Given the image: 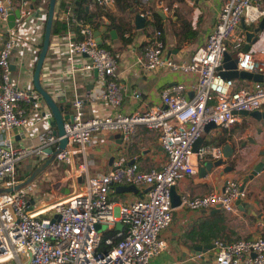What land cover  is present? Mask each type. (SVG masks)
Segmentation results:
<instances>
[{"label":"built area","instance_id":"1","mask_svg":"<svg viewBox=\"0 0 264 264\" xmlns=\"http://www.w3.org/2000/svg\"><path fill=\"white\" fill-rule=\"evenodd\" d=\"M263 0H225L218 19L208 34L205 45L198 46L186 61L162 56L164 40L161 29L144 47L140 59L144 69L167 65L172 70L193 74L194 80L185 84L174 81L160 91V102L146 111L123 112L119 109L123 99V84L118 79V60L111 49L99 44L93 28L82 22L67 5L59 14L66 29L79 26V34L68 30L66 56L71 72L96 69L104 83L102 98L115 110L104 116H85L84 99L74 96L70 104L71 119L63 123L62 135L48 128L40 132L37 142L20 145L5 137L0 141V188L14 186L24 180L18 166L31 159L34 166L47 157L46 147H57L62 137L67 143L55 155L53 162L63 166L62 181L72 180L69 192L55 194L49 201L39 202L29 182L11 191H0V264H148L149 258L168 246L159 235L173 219L170 186L186 175H194L207 160L222 155L221 143L213 141L218 128H228L238 119L241 109H264V84L256 81L250 86L234 85V78L224 77L218 67L228 41L242 46L244 30L235 34L240 26L256 24L264 17ZM102 6L106 0H98ZM148 0H139L141 15L149 17L152 10ZM0 0V23L6 32H0V132L25 128L30 122L26 105L38 99L37 91L19 86L12 79L11 51L15 29L25 17L33 15L36 7L31 0H20L19 16L15 24L7 26L8 11ZM14 7V6H13ZM233 38V40H231ZM75 53L87 59L73 63ZM236 68L251 72L264 71V48L236 49ZM192 91L191 95L186 90ZM138 92L135 93L137 95ZM212 121L215 126L204 131ZM138 124L157 129L158 143L165 152L160 167L142 169L135 161L124 159L114 162L108 170L88 173L89 158L85 145L92 131L121 132L128 140ZM202 136L196 150L193 143ZM78 153V154H77ZM77 154V156H76ZM75 158L78 159L75 163ZM33 166V167H34ZM83 172L85 181L79 183L76 173ZM50 172H44L47 177ZM147 184L145 195L129 201H115L109 192L115 185ZM241 181L229 178L221 189L207 193L181 195L179 207L208 210L219 207L236 211V199H245L248 189ZM56 191V190H54ZM57 215L54 220L51 218ZM121 221L124 229L116 231L119 238H102V227H112ZM100 223L98 229L96 224ZM111 244L100 248L101 242ZM214 256L210 264H264V231L253 237H240L231 241L213 240Z\"/></svg>","mask_w":264,"mask_h":264},{"label":"crops","instance_id":"2","mask_svg":"<svg viewBox=\"0 0 264 264\" xmlns=\"http://www.w3.org/2000/svg\"><path fill=\"white\" fill-rule=\"evenodd\" d=\"M225 0H148L147 6L159 12L160 17L151 16L146 25L137 28L134 23V14L141 11L142 4L133 2L132 7L119 9L114 0L108 10V15L101 16L103 25L102 43L112 50L118 60V79L123 84V99L119 109L129 113L143 107L149 109L152 105L160 102L161 89L174 81H183L189 84L194 80L193 74L181 73L172 70L167 65L158 66L154 69H144L140 59L144 47L155 35L157 24L161 26L160 37L164 40L162 56L176 61H186L198 46L206 43L207 37L218 19L220 8ZM59 0H56L57 7ZM92 0L87 5L91 12L97 9ZM264 7V0L262 1ZM16 7V4H13ZM103 9V8H102ZM47 13L45 10H36L33 15L22 19L21 24L15 29L14 46L11 51L12 79L19 86H24L35 91L32 83V72L39 51V43L42 42ZM253 24L248 28H253ZM116 31V37L111 36L109 30ZM240 26L235 34L245 30ZM123 29L122 36L119 30ZM68 30L74 31L73 26L64 33L50 35L48 50L46 52L40 79L42 85L53 95L55 100L62 106L63 112H70V104L74 96L84 99V115L104 116L114 114L115 110L102 98L104 83L94 70L77 69L71 72L69 60L66 56ZM0 32H6V27L0 23ZM233 40V38L231 39ZM244 44H242L243 46ZM232 41H228L226 50L235 55L236 49L242 47ZM264 48V38L255 41L249 47L250 50ZM87 59L85 54L75 53L72 62L80 64ZM252 79L234 78V85L250 86ZM36 92V91H35ZM138 92L137 95L135 93ZM189 96L190 89L186 90ZM144 104V106H141ZM30 116V122L25 128H18L10 132H0V141L5 137L20 145L37 142L40 132L48 128L52 129L47 117L50 112L46 105L38 99L32 100L26 105ZM264 110V109H263ZM140 111V110H139ZM115 132L92 131L90 140L85 145V153L89 158L88 173L93 175L97 172L108 170L119 159L129 161L134 158L142 169L151 166L160 167L165 160V152L158 143L157 129L138 124L134 127L128 140L120 141L113 137ZM226 137L235 150V160L230 162L234 171H223L222 167H216L206 174L197 172L194 175H186L176 181L177 193L201 194L214 189H221L229 178H235L243 182L252 166L260 158L258 151L264 146V117L259 119L250 115L238 113L236 122L228 128H218L217 136ZM215 139V138H214ZM222 144V143H221ZM78 154V153H77ZM76 154V156H77ZM111 157H113L111 159ZM78 159L75 158V163ZM34 161H25L24 168L27 170L34 166ZM19 167V166H18ZM49 166L45 172L63 170L64 167ZM61 179L63 172H58ZM81 184L85 181V174H75ZM56 178H51L52 189L56 194L64 191L57 186ZM115 185L109 192L111 199L115 201H129L145 195L147 184L138 186V192L121 191ZM248 194L246 201L251 207L236 211H224L225 224L233 229L232 237H253L264 231V170L245 182ZM208 210H191L186 207L175 206L173 219L170 225L159 233L167 240L168 246L156 255L149 258L148 264H210L214 256L213 238L207 242L198 239L202 231L201 216L210 212ZM221 210V209H220ZM219 210V211H220ZM216 211V212H219ZM114 224L120 227L121 221ZM233 239V238H232ZM211 244L210 248H203L199 253L192 251L195 246Z\"/></svg>","mask_w":264,"mask_h":264},{"label":"water","instance_id":"3","mask_svg":"<svg viewBox=\"0 0 264 264\" xmlns=\"http://www.w3.org/2000/svg\"><path fill=\"white\" fill-rule=\"evenodd\" d=\"M108 5H112V0H106ZM56 0H44L40 5H38L36 8L37 10H45L47 13L46 19H45V26H44V32H43V39L41 46L39 48L38 54L36 56L33 72H32V83L35 91L38 93V100L41 101L46 105V108L50 112V116L47 117V120L49 124L52 126V133L62 135L64 133L63 123L67 119H71L72 114L71 113H64L62 106L55 100L53 95L42 85L41 79H40V73L42 70L43 61L46 55V52L48 50L49 41H50V35H51V25L53 20V14H54V8H55ZM6 10L8 11V21L7 26L9 28L13 27L15 24V17L19 16V7H13L9 3H5ZM145 16L141 15L139 11H136L134 14V23L137 28L143 27V23L145 21ZM257 25L253 28H245V42L244 45L241 47L242 50H248L250 45L254 43L255 41L262 40L264 38V17H262L257 23ZM105 29V26L103 25L101 28L93 29V35L96 38L97 42L99 44H102V30ZM111 36L116 37V31L114 28L111 27L109 30ZM236 61H237V55H231L230 53L225 50L223 54L222 63L219 65L218 69L220 73L224 77H230V78H245V79H252L253 81H256L260 84H264V71L262 72H251L247 70H239L236 68ZM11 67H13L11 63ZM94 73H97L96 69H93ZM141 106H144L142 104ZM140 111H146V107H143L142 109H139ZM236 113L242 114V115H250L254 118L259 119L261 116L264 117V110L263 109H253V110H246L241 109L236 111ZM215 124L210 121L204 126V131L208 130L210 127H214ZM113 137H117L120 141H122V133L121 132H115L113 133ZM202 136L197 137V139L193 143V149L196 150L199 143L201 142ZM67 137H62L59 140L58 146L53 147H46L45 151L47 152V157L35 165L30 174L19 183L15 184L14 186L0 188V191H11L13 189H16L27 182H29L31 179H33L38 173L44 171L50 163L53 161L56 153L66 145L67 143ZM234 146L229 141H225L221 145L222 155L221 157L215 159V160H207L203 164L199 166L198 172L200 174H206V172L211 171L212 169L216 167H222L223 171H234V166L230 162L231 160H235V150ZM260 158L255 162V164L252 166V169H250L249 173L246 177H244L243 182L241 183V186H245V182L252 179L257 174L261 173L264 170V146L261 147V149L258 151ZM113 157H111L112 159ZM135 159L131 158L129 159L128 163L133 162ZM54 173H51L49 175V178H56L57 180V186H60L61 190L65 192H69V190L72 187V180L69 179L67 181H62L61 179H57L55 177ZM118 190L121 191H131L134 193L138 192V187L134 184H119L116 186ZM149 186H147V189ZM146 189V190H147ZM143 196V195H139ZM170 196H171V204L172 206H177L180 204L181 200V194L177 193L175 185L170 186ZM236 205L240 209H245L251 207V203L249 201H246L245 199L238 198L235 201ZM205 210V209H204ZM219 207L211 208L210 212H216L219 211ZM57 215H54L51 220H54ZM96 227L99 229L101 227L100 223L96 224ZM211 244H206L204 246H195L192 248V251H195L196 253H199L203 248H210Z\"/></svg>","mask_w":264,"mask_h":264},{"label":"trees","instance_id":"4","mask_svg":"<svg viewBox=\"0 0 264 264\" xmlns=\"http://www.w3.org/2000/svg\"><path fill=\"white\" fill-rule=\"evenodd\" d=\"M19 1L20 0H12V4H16ZM31 1H32L33 6L37 7L44 0H31ZM134 1L136 3L139 2V0H114V2L116 3V5L118 6L119 9H125V8L132 7V3ZM90 2H92V0H59L57 7L54 8L53 20H52V25H51V34H57V33L61 34V33L65 32L66 24L64 21H62L59 18V14L61 13L62 9L64 7H66L67 5H69L71 7L74 14L79 19H81L82 22L88 23L93 29L98 28L99 24L102 22L101 16L103 14L108 15V10L110 8V5L105 4L103 6V9L97 5V9L90 12L86 8ZM95 3L98 4V0H95ZM151 16H154V18L155 17L159 18L160 14H159V12H157V10L153 9L152 14L149 17H147V20L145 23L146 25L149 23ZM249 26H251V25H249ZM249 26H246V27H249ZM157 27L159 29L161 28V26L159 24H157ZM73 30H74V32H76L78 38L82 37V35H80L78 32V30H79L78 25H73ZM119 33L122 36L123 29L119 30ZM41 43L42 42L39 43V46H41ZM104 46H106V45H104ZM37 54H38V52H37ZM213 141L218 142V143H223L226 141V137H220V135H218L217 137H215V139H213ZM32 168L33 167H31V169L27 170L26 173H23L24 177H27L30 174ZM60 171L62 172L63 170H60ZM223 212H224L223 210H220L219 212L208 213V214L201 216L200 220H201V224H202L203 229L198 234L199 240L209 242L212 238H213V240L215 238H221L225 241H231V240L240 238L239 236L232 237L234 234V231H233V229H231L229 226H227L225 224L226 217H225ZM120 225H122L121 228L117 227L116 224H114L112 227H107L106 225H103V227H102V238L105 239L107 236H111L113 238V240L116 241L119 238V236H117L115 234L116 231L119 229H124V225L123 224H120ZM244 238H248V237H244ZM213 240H212V243H213ZM109 246H111V244H107L104 242V240H102L100 248L106 249Z\"/></svg>","mask_w":264,"mask_h":264},{"label":"rangeland","instance_id":"5","mask_svg":"<svg viewBox=\"0 0 264 264\" xmlns=\"http://www.w3.org/2000/svg\"><path fill=\"white\" fill-rule=\"evenodd\" d=\"M26 160H24L21 164H19V167H18V172L20 174L24 173L25 172V168H24V163H25ZM53 165H56L58 166L59 169L60 168V165L57 164V162H53L51 165L49 166H53ZM49 166L47 168H49ZM47 168L38 173L33 179L30 180V183L34 186V191H33V194L35 195L36 197V200L39 201V202H42V201H49L51 199H53L55 197V192L54 190L52 189V180L51 178H49V176L45 177L44 176V172L47 170ZM58 172L61 173L60 170H58ZM56 173L57 175H55V177L58 178V175L59 173ZM51 173H54V171H51Z\"/></svg>","mask_w":264,"mask_h":264}]
</instances>
